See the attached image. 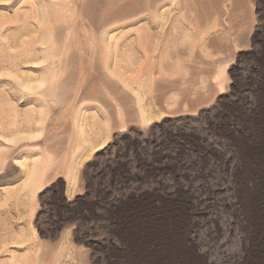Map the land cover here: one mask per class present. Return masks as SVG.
<instances>
[{
    "label": "rangeland",
    "instance_id": "obj_1",
    "mask_svg": "<svg viewBox=\"0 0 264 264\" xmlns=\"http://www.w3.org/2000/svg\"><path fill=\"white\" fill-rule=\"evenodd\" d=\"M0 264H264V0H0Z\"/></svg>",
    "mask_w": 264,
    "mask_h": 264
},
{
    "label": "bare ground",
    "instance_id": "obj_2",
    "mask_svg": "<svg viewBox=\"0 0 264 264\" xmlns=\"http://www.w3.org/2000/svg\"><path fill=\"white\" fill-rule=\"evenodd\" d=\"M165 157V156H164ZM168 159V158H167ZM174 159V158H173ZM163 160H165V159H163ZM161 169V168H160ZM217 190V189H216ZM213 194V193H212ZM202 202V201H201Z\"/></svg>",
    "mask_w": 264,
    "mask_h": 264
}]
</instances>
